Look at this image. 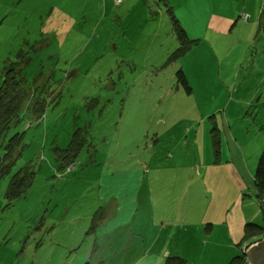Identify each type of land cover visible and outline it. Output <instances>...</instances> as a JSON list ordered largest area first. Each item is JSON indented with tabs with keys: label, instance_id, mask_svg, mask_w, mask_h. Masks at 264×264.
<instances>
[{
	"label": "rangeland",
	"instance_id": "rangeland-1",
	"mask_svg": "<svg viewBox=\"0 0 264 264\" xmlns=\"http://www.w3.org/2000/svg\"><path fill=\"white\" fill-rule=\"evenodd\" d=\"M166 2L0 0V82L27 53L25 86L38 96L45 90L48 102L41 121L26 106L0 143L2 156L12 137L24 143L0 179V264H107L101 255L117 235L140 230L152 202L146 188L166 176L157 172L172 169L171 178L193 164L194 136L214 121L208 112L230 84L220 78L217 44L214 56L201 46L172 58L183 43ZM208 9L187 3L178 19L206 35ZM235 32L229 38L238 43ZM75 138L77 152L68 150ZM24 166H32L33 183L10 201L11 177Z\"/></svg>",
	"mask_w": 264,
	"mask_h": 264
},
{
	"label": "crops",
	"instance_id": "crops-1",
	"mask_svg": "<svg viewBox=\"0 0 264 264\" xmlns=\"http://www.w3.org/2000/svg\"><path fill=\"white\" fill-rule=\"evenodd\" d=\"M218 1L221 5L217 7ZM184 2L178 5L167 0L177 18L187 3H200L210 12L204 26L206 35L190 32L189 24L184 27L192 40L200 39L190 54L195 56L203 46V52L206 48L214 56L216 44L224 52L220 61L226 74L220 78L230 86L224 101L208 112V116L218 114L222 160L215 162L213 125L206 126L204 132L200 126L193 139V164L188 169L177 167L171 178L172 169L157 172L166 176L163 182L146 188L152 202L147 217L137 225V235L116 238L112 248L101 255V263L165 264L169 256H180L187 264H230L248 243L247 224L264 225L260 203L264 191L258 196L255 182L264 157V0ZM244 14L250 15L249 20H244ZM235 30L241 35L238 43L229 38L237 36ZM235 52L237 56H231ZM252 143L259 146L248 154Z\"/></svg>",
	"mask_w": 264,
	"mask_h": 264
},
{
	"label": "trees",
	"instance_id": "trees-1",
	"mask_svg": "<svg viewBox=\"0 0 264 264\" xmlns=\"http://www.w3.org/2000/svg\"><path fill=\"white\" fill-rule=\"evenodd\" d=\"M156 4H160L162 1L167 0H150ZM114 4L117 6L122 5L125 0H113ZM153 3V4H154ZM167 3V2H166ZM168 12L170 15V19L174 26L175 32L179 35V39L182 40L183 45L177 51L172 58L177 57H185L194 46H196L200 39L192 40L189 37L186 29L181 25L179 19L174 15L172 7L167 3ZM249 15V14H248ZM244 20H249L243 17ZM31 58L27 53H23L22 61L17 62L15 64H11V66L3 72L2 81L0 82V143L4 139V136L11 128V126L21 119V114L23 109L26 106H29L33 115H35L38 121H41L45 117L46 108L48 105L47 99L42 97V94L45 93V90L38 96L36 93H32V91L25 86V82L27 81L25 77V67L30 63ZM178 77L182 82L183 86L186 88L189 94L192 93V88L189 84L187 75L183 69L178 71ZM28 104V105H27ZM217 118L218 114H211L208 119H214L211 124H213L212 129V140L215 154V162L219 163L222 160V139L220 134V129L217 126ZM23 137L19 134L12 137L9 140L8 145L5 147V152L0 155V179L10 172L12 165L17 161V158L22 155V151L24 149ZM81 145V144H80ZM2 146V145H1ZM80 146L76 141V138L72 141L68 150H74L77 152ZM67 150V149H65ZM63 150L62 152H66ZM65 154V153H64ZM76 155V154H74ZM35 172L32 169V166H24L17 173H15L10 180L6 196L10 201L18 200L24 197L30 186L33 183ZM256 187L259 191L258 196L264 191V157L261 158L257 170H256ZM260 203L262 206V210L264 212V201L260 199ZM99 215V213H97ZM94 217L96 218V215ZM104 219L103 216L98 217L96 220L97 223L101 222ZM95 220V219H94ZM246 236L245 242H248L244 248H242V254L240 257L236 258L230 264H243L247 260V255L245 253L246 248L249 244H253L264 239V225H259L256 223H248L245 228ZM121 235H117L116 238ZM165 264H187V261L180 256H169L165 260Z\"/></svg>",
	"mask_w": 264,
	"mask_h": 264
},
{
	"label": "water",
	"instance_id": "water-1",
	"mask_svg": "<svg viewBox=\"0 0 264 264\" xmlns=\"http://www.w3.org/2000/svg\"><path fill=\"white\" fill-rule=\"evenodd\" d=\"M246 255L252 264H264V239L256 245H252Z\"/></svg>",
	"mask_w": 264,
	"mask_h": 264
},
{
	"label": "built area",
	"instance_id": "built-area-1",
	"mask_svg": "<svg viewBox=\"0 0 264 264\" xmlns=\"http://www.w3.org/2000/svg\"><path fill=\"white\" fill-rule=\"evenodd\" d=\"M244 17H245L246 19H248V18H249V15H248V14H244ZM259 242H260V241H259ZM259 242H257V243H259ZM257 243H255V244H253V245H256ZM250 247H251V246L247 247L245 252H247V251L250 249ZM243 264H252V263H251V262L248 260V258H247V260H246Z\"/></svg>",
	"mask_w": 264,
	"mask_h": 264
},
{
	"label": "clouds",
	"instance_id": "clouds-1",
	"mask_svg": "<svg viewBox=\"0 0 264 264\" xmlns=\"http://www.w3.org/2000/svg\"><path fill=\"white\" fill-rule=\"evenodd\" d=\"M256 243H257V242H256ZM253 244H255V243H253ZM253 244H249L248 247H249V246H252ZM250 248H251V247H250ZM245 253H247V252H245Z\"/></svg>",
	"mask_w": 264,
	"mask_h": 264
}]
</instances>
